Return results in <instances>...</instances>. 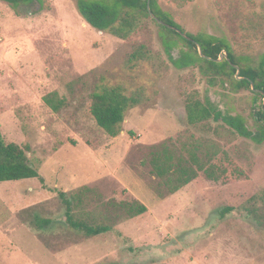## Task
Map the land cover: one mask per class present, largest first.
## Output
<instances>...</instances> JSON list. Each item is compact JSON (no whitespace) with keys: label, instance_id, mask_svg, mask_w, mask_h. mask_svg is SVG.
I'll use <instances>...</instances> for the list:
<instances>
[{"label":"rangeland","instance_id":"obj_1","mask_svg":"<svg viewBox=\"0 0 264 264\" xmlns=\"http://www.w3.org/2000/svg\"><path fill=\"white\" fill-rule=\"evenodd\" d=\"M155 1L187 33L225 38L237 56L255 62L264 53V0ZM143 25L120 40L89 26L76 0H40L19 13L0 1V131L27 149L43 179L0 182V264H264V219L243 208L264 193V142L223 122L191 127L184 110L187 95L208 98L255 132L253 112L263 100L209 87L197 68L177 69L157 27L149 19ZM140 45L150 59L128 62ZM103 86L127 95L144 90L115 138L89 110V95ZM54 93L58 112L44 102ZM170 139L175 155L188 158L180 148L195 144L200 157L225 159L244 176L224 184L199 172L160 198L146 147ZM59 192L82 195L75 219L111 230L88 237L73 228ZM132 200L147 212L119 221L116 205ZM257 207L264 214V203ZM225 208L232 210L222 215Z\"/></svg>","mask_w":264,"mask_h":264},{"label":"trees","instance_id":"obj_2","mask_svg":"<svg viewBox=\"0 0 264 264\" xmlns=\"http://www.w3.org/2000/svg\"><path fill=\"white\" fill-rule=\"evenodd\" d=\"M7 3L19 13V8L25 7L40 0H0ZM77 10L83 20L92 28L100 32H107L120 40L128 39L135 31L144 27L143 21L149 19L158 29V40L169 61L177 69L197 68L199 74L207 81L209 87L221 86L232 92L250 91L255 100H263L264 95V53L257 61L250 57L237 56L227 43L225 38L212 35H193L185 32L170 14L160 10L155 0H76ZM151 12L163 24L152 19ZM178 31H176V30ZM181 34L186 35L184 38ZM197 46L201 48L200 56ZM175 51L177 52L175 55ZM223 57L217 61L220 54ZM150 59L144 46L140 45L136 51L129 55L128 62ZM239 67V77L236 78V69ZM253 84L254 89H251ZM262 92L263 95L260 93ZM144 90H137L127 95L121 86L95 88L89 95L90 114L108 136L115 138L122 132V123L126 113L144 102ZM49 108L58 112L62 100L54 93L44 99ZM184 110L187 125L203 126L208 122H223L238 133L250 136L259 143L264 142V110L262 106L253 112L256 131L250 132L243 118L231 116L222 110L210 99L202 101L195 94H189L185 98ZM132 135L131 132H129ZM175 144L170 139L169 143L146 147L150 154V171L148 174L157 180V186L162 190L155 193L160 198L167 197L178 192L198 177L203 172L206 179L222 183H229L234 179L244 176L239 170L227 167L226 162L220 158L213 160L209 153L203 157L197 154L198 146H182L180 150L188 153V158L175 155ZM225 164V165H224ZM38 179L43 181L37 168H35L28 156L27 149L16 143H7L0 131V182L19 181L25 179ZM88 191L87 187L82 188ZM65 206L66 221L73 228L82 231L86 236H97L111 230L110 225L95 226L84 220L75 219L74 210L82 206V195L58 193ZM258 202L264 203V193L254 195L243 206L247 213L256 221L264 219L257 207ZM115 206L117 203H112ZM120 209L117 213L118 220H129L141 216L147 212L144 204L137 200L130 202L121 201L116 205ZM232 208H225L222 215L230 212ZM49 221H44V225Z\"/></svg>","mask_w":264,"mask_h":264},{"label":"water","instance_id":"obj_3","mask_svg":"<svg viewBox=\"0 0 264 264\" xmlns=\"http://www.w3.org/2000/svg\"><path fill=\"white\" fill-rule=\"evenodd\" d=\"M147 8L149 9V0H147ZM150 13V16L152 17V19H155L157 22H159V23H161V24H163L161 21H159L151 12H149ZM176 30V29H175ZM176 31H178V30H176ZM184 38H187L186 37V35H184V34H181ZM197 50H198V53H199V55L200 56H203L202 55V51H201V48L199 47V46H197ZM223 57H225V58H227V55H226V53L223 51L221 54H220V56H219V58L217 59V61H220ZM234 68L236 69V78L237 79H241L238 75H239V67L238 66H234ZM251 89L253 90L254 89V87H253V84H251ZM262 95H263V93L262 92H260ZM263 97H264V95H263ZM262 108H263V110H264V98H263V103H262Z\"/></svg>","mask_w":264,"mask_h":264},{"label":"crops","instance_id":"obj_4","mask_svg":"<svg viewBox=\"0 0 264 264\" xmlns=\"http://www.w3.org/2000/svg\"><path fill=\"white\" fill-rule=\"evenodd\" d=\"M122 133V132H121ZM85 146L87 147V148H89V146L87 145V144H85ZM60 150H57L56 152L58 153Z\"/></svg>","mask_w":264,"mask_h":264}]
</instances>
